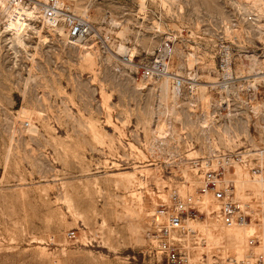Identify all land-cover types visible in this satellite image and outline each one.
<instances>
[{
	"label": "rangeland",
	"instance_id": "374dc122",
	"mask_svg": "<svg viewBox=\"0 0 264 264\" xmlns=\"http://www.w3.org/2000/svg\"><path fill=\"white\" fill-rule=\"evenodd\" d=\"M63 1L93 24L77 44L38 15L26 17L30 26L23 41H15L9 24L17 20L0 14V264H166L149 235L158 207L177 194L199 196L192 157L216 153L211 168L222 169L224 153L247 150L252 154L236 160L228 177H237V167L264 177V110L245 128L247 140L220 142L214 139L218 126L202 131V117L198 122L176 109L170 94L163 100L172 110L170 134L161 139L155 132L159 90L151 84L139 89L145 81L136 71L173 36L171 69L194 66L209 74L216 63L213 33L242 1ZM90 50L93 63L85 55ZM131 51L133 63L124 57ZM98 131L110 136L99 141ZM124 172L134 173L131 182ZM246 193L256 205L250 223L258 233L246 237L242 255L225 258L232 245L204 248L200 230L191 231L187 244L198 264L264 258L263 202L254 185ZM219 219L202 213L188 221L214 233L227 227Z\"/></svg>",
	"mask_w": 264,
	"mask_h": 264
},
{
	"label": "built area",
	"instance_id": "2783aa9c",
	"mask_svg": "<svg viewBox=\"0 0 264 264\" xmlns=\"http://www.w3.org/2000/svg\"><path fill=\"white\" fill-rule=\"evenodd\" d=\"M18 5L35 8V16L38 15L51 29L60 32L69 44L85 40L93 30L89 17L76 13L63 0H0L3 19H6L9 10ZM213 36L216 63L209 74L200 72L194 66L181 71L171 69L173 46L170 42L173 36L168 37L163 53L139 65L137 76L145 81L139 89L143 90L151 84L159 90L155 132L162 133L161 139L169 136L170 128L167 126H170L172 118V110L168 105L164 106L162 100L166 95L172 94V106L176 109L196 116L198 122L202 117L199 122L202 131L208 132L211 127L218 126L220 129L214 139L220 142L247 140L243 138L245 128L249 129L252 118L263 112L264 70H261L263 63L261 66L257 64L264 51V8L242 2L223 20ZM249 52H254L252 54H256L257 59H252ZM134 56L132 51L124 55L131 63ZM221 127L226 130L222 131ZM180 134L187 138L186 130ZM190 142L194 144L192 140ZM251 154L247 150L239 154L232 151L224 153L222 169L211 168L212 159L220 156L216 153L190 158V164L201 180L199 196L189 192L185 196L177 194L172 204H161L149 234L154 250L166 260V264H198L193 260L187 244L191 231H197L184 224L190 218H199L202 213L217 214L219 220L228 226L252 221L253 214L258 212L248 202L237 199L236 186L228 177L233 163ZM208 196H212L214 202L204 206L203 199ZM254 241H257L256 237L251 242ZM233 264H248V261L236 258ZM256 264H264V258L260 256Z\"/></svg>",
	"mask_w": 264,
	"mask_h": 264
},
{
	"label": "bare ground",
	"instance_id": "6f19581e",
	"mask_svg": "<svg viewBox=\"0 0 264 264\" xmlns=\"http://www.w3.org/2000/svg\"><path fill=\"white\" fill-rule=\"evenodd\" d=\"M241 1L248 3V5L249 4L253 5L259 9H260V7L264 8V2L263 1H261V2L256 1V0H241ZM7 16H8L7 18H9L10 16H13L15 21L17 20V24H15V23L9 24V25H12V27L14 26V28H15L14 31L12 32L13 33L12 38L14 37L13 40L18 41V42H22L24 39L23 38L24 33L28 29V26H30V22H27L26 17L29 20H31L33 18V16H35V8L26 7L24 5H18L14 9L9 10ZM6 21H8V20H6ZM6 27L8 28V26H6ZM7 28H5V29H7ZM2 30L3 29L0 28V32ZM41 36H44L45 39L49 38V37L46 38V35L44 33L43 34L41 33ZM125 48H126L125 45L121 44L119 49L121 51H123ZM92 54L93 53L91 50L87 51L85 53V55H86V57L90 63H93V57H92L93 55ZM251 57H252V59H257L256 54H251ZM261 70H264V60H263V66H262ZM167 97L168 96L166 95V97H163L162 100L168 99ZM31 129L32 128H30V130ZM93 132H94V130H93ZM108 132L107 131H98V135L96 134L97 135L96 137L99 138V141H100V139H101V141H103L104 139H106L110 136V133H108ZM130 144H133V142L130 141ZM118 174H120V172ZM123 174H125V176L128 177L129 181L131 182V179L133 178L134 173L133 172L132 173H130V172L129 173L128 172L121 173V175H123ZM231 174H234V173H231ZM235 174H237L236 175L237 177L233 181H234V185L239 189V191L237 192V194L239 195L238 198H240L241 201H244V203L248 202V199L250 198V194L246 193V188L249 185H254L255 193L257 194L259 199L263 202L261 204H263V207H264V177H262V175L258 174V173H255V174L250 176L247 173V170H243L240 167H237ZM129 184L131 185V183H129ZM162 195L166 196L165 193H162ZM203 200L205 201L204 206L211 205L214 202V199L212 196H208V197L204 198ZM253 206L256 207V205H253ZM262 213H264V211H262ZM262 219H264V217H262ZM191 221L189 222V225H190L189 228L200 230L199 231L200 232L199 237L201 239H205L204 240L205 243L208 242V244L205 245L204 248L209 247L210 244H216V245L219 244L220 245V243L223 241L232 245V247H230L229 250L227 251L225 258H231L232 256H235V255H239V256L242 255L241 254L242 251L244 249H246L245 248L246 237L249 235H253V234L258 233L257 227L254 224L252 225V223H250V222L244 223L242 225L243 227H239V225H237L238 227L236 225H230V226L227 225L226 228H222V230L212 233L213 231L209 226H205V227L200 226L199 227V225L196 226ZM210 221L215 222V218L211 217ZM198 247H199V245L196 246V248H198ZM263 249H264V244H263Z\"/></svg>",
	"mask_w": 264,
	"mask_h": 264
}]
</instances>
